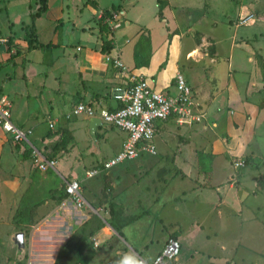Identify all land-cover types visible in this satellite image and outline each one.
<instances>
[{"label": "rangeland", "instance_id": "obj_1", "mask_svg": "<svg viewBox=\"0 0 264 264\" xmlns=\"http://www.w3.org/2000/svg\"><path fill=\"white\" fill-rule=\"evenodd\" d=\"M86 1L51 0V7H65L64 27L73 26L71 36L66 33L68 28L63 32L61 39L65 40V46L62 48L47 45L53 29L51 24L43 18L34 23L37 41L43 43L46 53L51 52L54 67L62 55L73 54L74 46L94 43L98 36L95 29L88 33L82 27L97 25L96 13L119 0ZM176 1L188 12V18L182 17L180 24L176 23L178 26L167 17L168 13L164 15L157 11L156 0H124L121 8L127 11L125 18L120 15L119 8L111 9V21L120 27L113 36L103 33L121 45L122 52L129 53L133 45L131 56L122 53L121 58L124 62L131 58L134 66L147 61L152 51L156 57L160 44L170 48L171 59L178 52L175 64H160L158 73L161 77H157L156 87L168 86L173 66L177 68L176 73L188 82L193 94L194 106L190 115H202L200 121L166 123L154 134V156L143 154L134 160L123 161L100 170L89 179L85 178V172L89 170L86 168L96 167L111 157L117 150L116 140L100 142L99 150L92 155L94 160L82 165L77 162L78 154H82L83 159L87 157V151L80 148V136L75 133L79 144L76 150L64 161H56L58 173L49 170L48 173L34 167L31 145L34 137L42 132L49 131L44 138L47 142L58 135L55 127L49 129L47 126V119L55 117L53 112L49 117L39 115L41 122L29 135L31 145L15 144L1 132L0 264H33L29 262L27 251L29 228L42 219L45 200L64 196V181L61 182L59 174L82 179L80 196L84 205L73 219L71 233L66 239L72 238V242L57 264H74L77 247L82 248L84 256L91 255L93 259L98 255L93 264H119L125 254L135 260L140 258L150 262L169 239L179 243V253L168 264H264V93L254 94L255 90L250 98L246 94L244 100L248 98V107L244 112L247 114H243L239 122L230 118L236 108L230 95L232 90L226 87L232 76L227 66L235 33V46L246 43L244 49L248 55L264 61V0ZM161 3L164 2L159 0L158 4ZM37 4L35 0H0L1 35L7 32L8 23L17 20L13 23L17 39L20 20L28 17L36 6V10L39 9ZM243 14H251L253 19L245 26H236V20ZM125 22H128V28ZM0 45L6 46V42ZM18 45L16 43L10 49ZM191 50L197 52L196 56L188 57ZM38 51L34 50L36 58H40ZM245 51L233 49L235 68L241 74L249 69ZM133 53H138L136 60ZM116 55L119 58L120 53ZM42 69L51 71L50 68ZM57 70L64 69L61 66ZM261 81L264 86L262 75ZM46 85L50 87L53 82L48 78ZM242 85L240 90H248L244 86L241 89ZM11 86L19 92L23 90L22 85L15 82ZM46 93L44 90L41 101L44 95L47 98ZM62 96L64 99L67 94ZM37 99L31 98L28 102L35 101L39 105ZM0 102L10 104L6 97L0 98ZM63 102L61 110L67 114L71 110L70 100ZM253 115L254 120L250 122ZM70 126L76 124L71 121ZM249 137L255 153L248 150L249 140L246 139ZM215 138L224 147L234 142L233 149L235 143L240 142L243 153L227 148V153L213 155ZM66 140L65 135L63 142ZM39 144V141L35 143L37 149ZM66 144L64 149L61 147L64 152ZM89 145L95 148L93 142ZM47 149L54 150L52 147ZM233 161H243V164L234 168ZM18 232L23 234L22 253L10 242ZM89 262L87 264H92Z\"/></svg>", "mask_w": 264, "mask_h": 264}, {"label": "crops", "instance_id": "obj_2", "mask_svg": "<svg viewBox=\"0 0 264 264\" xmlns=\"http://www.w3.org/2000/svg\"><path fill=\"white\" fill-rule=\"evenodd\" d=\"M88 1L89 0H87L86 2ZM158 1L159 0H156L157 11L162 12L164 15L165 13H168L167 17H169V19H171L172 21L174 20L173 22L175 24H180V19L182 17H184V19L188 18V16H186L188 12L186 10H182L183 7L178 1L162 0V2L164 3L161 4H158ZM37 2L38 0H35V5L38 6ZM122 4H124V0H119L117 3L109 4L105 7V9L98 11L95 16L97 25L102 11H109L111 14V9L119 8V10L121 11L120 15L125 18L127 15V11L121 8ZM85 6H87V4ZM36 7L34 11L28 13V17H25L24 20H20L18 31L19 37L17 39H15V27L13 24L17 20H14L11 24L8 23L7 32L5 34L1 35L0 33V38L6 40V46L0 45V98L6 97L10 101L11 121L14 126L21 129H28L30 130V132H32L36 128L35 126H38L41 122V118H39V115L49 117L51 112L55 114V117L52 120H47L48 122L53 123V127L56 128L58 135L51 141L47 142L44 140V138L48 135L49 131L46 134L42 132L34 137L33 145H31L28 141V144H30L34 149L36 148L35 143L39 141L40 144L38 146V149L36 148L35 150L39 152L43 157L53 159L55 161V166L56 161H64L66 157L70 156L72 151L79 145L78 143H76L77 138L74 137L75 133H77V136H80L81 141H79V143H82L80 148H83L87 151L86 158L82 159V154H78L80 158L77 160V162H81L82 165L84 163H90V161L94 160L92 155L99 150L97 145L100 142L106 143L108 140H116L118 143L117 150L112 154L111 157L102 160V162L106 161L112 158L120 150L124 135L120 131L111 129L103 124L97 125L94 129L93 134V144L95 148L92 149V147L89 145L92 143V137L87 138V135L90 136L88 133V121L90 118L82 115L79 117L71 118L69 120H65L63 116L66 112H64V110H61L62 106L64 105L63 100H70L69 106L71 109L75 105L82 103L87 107H91V109L95 113H99L100 111H114L115 109L120 107V103L112 98L113 90L116 87L122 86L124 83H126L127 78L130 76L143 77L146 80L147 84L156 91L166 90L172 92L173 77L176 74L177 68H174L173 66L172 74L170 77L172 80L170 79L168 86L167 84H165L161 87H156V79L160 75V73H158V71L160 70V64L163 62L166 65L170 63L175 64V59L178 52H176V55H174V57L171 59L169 52L170 48L165 46L164 44H160L158 51H156V54L158 53L156 57L154 51H152V54L149 53L150 55L148 58V65L146 67L134 66L131 62V58L127 60V62H124L121 58L122 53L128 54V57L131 56L133 52V45L132 48H130L129 53L122 52L121 45L116 43L113 38H108L107 35L113 36L115 30L120 27L117 26V24H115L113 20L109 21L108 23L106 22L109 27V32H106L108 33L107 35L102 33L101 36L98 33L99 30H97V25L88 26V24H86L84 27H82V29L88 33H91V29H95V32L96 34H98V36L97 38H95L96 40L94 41V43L78 44L74 46V52H72L73 54L70 55V53L68 52L67 55H62L59 63L56 65V67H54V61H52L51 52L46 53L43 48L44 46L42 45L43 43H39L37 41V33L35 31L34 23L37 19L43 18L46 23H49V25L51 24L53 26V29L50 32L51 38L48 39L47 43V45L52 48L59 46L60 48H62L65 46L63 45L65 43V40L61 38H63L62 35L65 34L63 32L66 30V28H68V32L66 33H68L69 36L73 34L71 28L72 24L70 26L67 25L66 28L64 27L65 25L63 24V8L65 7L62 5L51 7V0H45V10L39 16L35 17L31 22L30 15H33L36 12ZM8 16L9 15H7L6 17ZM31 23L34 28L36 43L40 45V47L38 46V48H35L39 50L38 55L40 56V58L35 57V49L28 50L26 41L24 39V30H26V28L29 27ZM67 24L69 23L67 22ZM178 24H176V26H178ZM125 27H129L128 22H125ZM235 38H237L236 33L234 35V39H232V51L230 53L227 66L228 69L231 70L232 76L230 77V79L228 78V84L226 85V87H229L232 90L230 95L231 98L235 101L234 108H236V111L230 114V118H235L240 122V118L243 116V114L246 113L244 111L245 107H248L247 99L251 97V92L255 90L256 92L254 94L264 92H261L263 85L261 81V75L255 63V60L250 55H248L247 51H245L244 49V45H246V43H244V45L235 46L237 43V40L235 41ZM103 40L110 41L112 49H110L108 52H101V45ZM16 43L19 44L15 47L16 50H13L15 48L10 49V47L14 46V44ZM77 48H79L78 51L76 50ZM233 49L241 51L243 50L247 53L248 56L246 57V62L249 68L246 71L247 73L241 74L235 68V64L233 61ZM196 53L197 52L195 50H191L188 57H192L194 55L196 56ZM45 54H48L46 55V58L44 57ZM116 54L119 55V59L124 64L123 71H121L120 69H113L104 61V57L106 55L110 57H116ZM61 66L64 70H57ZM32 67H36L35 70L32 69ZM42 68H50L53 72H49V70ZM36 77H38V81L35 82ZM48 78L53 82V85H50V87H48L47 85V87L45 86V81L48 80ZM153 79L155 81H153ZM13 82H15L18 86L22 85L23 90H20L19 92L17 91V89H14L11 86ZM34 82L35 86H33ZM241 85V89L244 86L245 88H248V90H240ZM67 89L69 91H66ZM44 90H46L47 92V98L44 95L41 101L40 97L42 96ZM228 90L229 89H227V92ZM65 94H67V97L63 99L62 95ZM246 94L248 98L244 100ZM31 98H38L37 101H40V104L38 105V103L35 101L29 103L28 101H30ZM207 111H209V108L207 109ZM251 119L254 120V115L250 117V122L253 121ZM70 120L73 121L76 126L71 127ZM168 122H172V120H167L159 123L156 126V131L160 128H163ZM247 124L248 122L245 124V128H247ZM1 132L2 131H0V133ZM65 135L67 138V140L65 141V143H67V146L65 147L66 150L64 152V146H62L63 149H61V147H56V145L61 139V136L62 138H64ZM256 135L257 132L254 136ZM217 140L219 139L215 138V140L212 142L213 155L217 156L225 154L227 153V148L231 150L233 149L234 142L232 143L231 141L227 147H224V145ZM246 140H249L248 150L251 151V153H255L252 151L250 146L252 139L249 137ZM49 147H54V150H48L47 148ZM233 150L243 153V146H240V142L237 145L235 143V148ZM25 162L29 163V160H25ZM101 163H99L98 166ZM93 167L95 166H91L90 168L86 169L90 170ZM54 171L55 173L59 172L56 170V168ZM39 175L41 176L42 174ZM59 175L61 178V182L77 181L79 182L80 186H82V179L66 178L62 176V174ZM44 178L46 179V176ZM48 204L49 206H47ZM42 205L44 208L41 215L42 219L38 221L34 226H31L29 228V236L27 238L29 262L33 264H53L59 248L63 245V243L71 233L73 223L72 221L76 217L79 208L75 207L72 201L65 195L62 196V198L52 196V198H50L49 200H45ZM93 239L95 240L97 238L93 237ZM97 257L98 255L95 256V258L91 259V262L89 263L93 264L96 261Z\"/></svg>", "mask_w": 264, "mask_h": 264}, {"label": "built area", "instance_id": "obj_3", "mask_svg": "<svg viewBox=\"0 0 264 264\" xmlns=\"http://www.w3.org/2000/svg\"><path fill=\"white\" fill-rule=\"evenodd\" d=\"M253 19L251 14L243 15L236 20V26H245ZM6 41L0 38V44ZM77 51L79 48L76 49ZM104 61L113 69L124 70L120 59L106 55ZM172 88L174 91H156L152 89L141 76H130L127 82L113 90L112 98L120 103V107L114 111H100L95 113L91 107L80 103L75 105L63 116L65 120L84 115L87 118L99 119L101 124L120 131L124 135L120 150L110 159L103 161L99 166L85 172V178L89 179L98 174L100 170H106L123 161L134 160L143 154L155 155L153 137L156 126L167 120L177 124H185L190 121H200L202 115H190L194 106L193 94L190 87L180 73L173 77ZM10 104L0 102V131L6 134L15 143L28 144L30 130L21 129L11 121ZM48 128H53V123L48 122ZM32 148V147H31ZM33 149V148H32ZM34 167L41 172L55 170V161L43 157L35 149L31 152ZM243 161H233V167L239 168ZM64 195L68 197L75 207L80 208L84 201L80 196V184L77 181H64ZM179 253V243L169 239L153 258L152 261L137 258V264H168Z\"/></svg>", "mask_w": 264, "mask_h": 264}, {"label": "trees", "instance_id": "obj_4", "mask_svg": "<svg viewBox=\"0 0 264 264\" xmlns=\"http://www.w3.org/2000/svg\"><path fill=\"white\" fill-rule=\"evenodd\" d=\"M38 3L40 5L39 9H37L33 15H30L31 22L34 20L35 17L39 16L45 10V0H38ZM111 20H112V15L110 14V12L109 11H102L101 16L98 20V30L100 33L108 31V25L106 22L111 21ZM24 39L26 41L28 50L38 48V46L40 47V45H38L36 43L35 36H34V28H33L32 23L29 27L26 28ZM101 46H102L101 52H105V51L108 52L110 49H112V47L110 45V41L103 40ZM137 55H138V53L137 54L133 53V59L134 60L137 59ZM148 58H149V56H148ZM148 58H147V61H145L143 64H137V62H135L134 64L135 65L137 64L136 67H138V66L146 67L148 65ZM255 60H256L257 67L259 68L260 73L262 75L263 83H264V61L259 57H256ZM261 92H264V86L262 87ZM63 140H64V138H62V136H61V139L57 143L56 147L64 146L65 141L63 142ZM52 149H54V147ZM69 242L70 243L72 242V238L66 240L63 243V245L59 248L53 264H57L58 260H60L64 256V253H65L67 247L69 246ZM74 244H76V242H74ZM91 259H92L91 255H85L84 256L82 253V248L77 247V257H76L74 264H87Z\"/></svg>", "mask_w": 264, "mask_h": 264}, {"label": "water", "instance_id": "obj_5", "mask_svg": "<svg viewBox=\"0 0 264 264\" xmlns=\"http://www.w3.org/2000/svg\"><path fill=\"white\" fill-rule=\"evenodd\" d=\"M101 122L99 119L96 118H90L88 121V133L90 137H92V142L94 143V129L97 125H100ZM11 244L16 248V251L19 253L23 252L24 249V241H23V234L21 232L15 233L11 239H10Z\"/></svg>", "mask_w": 264, "mask_h": 264}, {"label": "clouds", "instance_id": "obj_6", "mask_svg": "<svg viewBox=\"0 0 264 264\" xmlns=\"http://www.w3.org/2000/svg\"><path fill=\"white\" fill-rule=\"evenodd\" d=\"M119 264H137V261L134 257L125 254V256H123L119 261Z\"/></svg>", "mask_w": 264, "mask_h": 264}]
</instances>
